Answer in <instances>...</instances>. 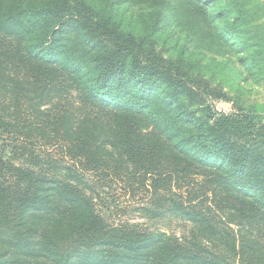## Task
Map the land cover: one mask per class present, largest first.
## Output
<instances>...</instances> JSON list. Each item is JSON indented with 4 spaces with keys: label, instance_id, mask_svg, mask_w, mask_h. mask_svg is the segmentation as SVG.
<instances>
[{
    "label": "trees",
    "instance_id": "16d2710c",
    "mask_svg": "<svg viewBox=\"0 0 264 264\" xmlns=\"http://www.w3.org/2000/svg\"><path fill=\"white\" fill-rule=\"evenodd\" d=\"M257 87L264 0H0V264H264Z\"/></svg>",
    "mask_w": 264,
    "mask_h": 264
},
{
    "label": "rangeland",
    "instance_id": "374dc122",
    "mask_svg": "<svg viewBox=\"0 0 264 264\" xmlns=\"http://www.w3.org/2000/svg\"><path fill=\"white\" fill-rule=\"evenodd\" d=\"M257 88L256 90L259 92L254 93L251 99L264 102V88ZM215 106L219 111L228 112L231 110V104L226 102H218ZM100 196V199H96L97 207L110 223L118 224L127 221L140 224L145 229L163 231L177 237L188 234L191 229V224L182 219L164 217L151 220L141 212L135 211L146 201V195H131L127 189L118 183L114 185L113 190L103 188L100 191Z\"/></svg>",
    "mask_w": 264,
    "mask_h": 264
}]
</instances>
